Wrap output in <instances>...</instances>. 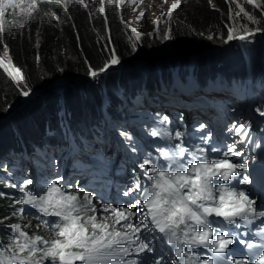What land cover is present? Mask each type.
Segmentation results:
<instances>
[{"label":"snow or ice","instance_id":"obj_1","mask_svg":"<svg viewBox=\"0 0 264 264\" xmlns=\"http://www.w3.org/2000/svg\"><path fill=\"white\" fill-rule=\"evenodd\" d=\"M46 2L62 5L67 14L69 0ZM126 2L127 0H119L116 4L118 12L121 4ZM164 2L167 3V0ZM182 2L187 0H173L167 12H161L159 17L151 21L154 28L147 34L134 27L130 28L131 21L125 22L121 16L120 23L125 33H131L127 38L133 51L144 35L160 36L164 41L172 39L173 13L180 9ZM22 3L24 0H0V44L4 45L0 69L19 95L28 97L33 94L28 77L13 62L3 35L7 8H19L20 15L25 18L32 17L38 9V0H28L23 8ZM112 3L113 0H108L109 6ZM225 3L230 7L228 22L224 25L227 29L224 43L246 40L249 36L264 31L259 27L264 19H258L253 12L247 10L245 0H225ZM103 4L104 0H101L99 12L104 15L108 36L101 55H108L104 57L103 65L98 70L85 60L88 65L87 73L92 78H98L109 68L120 64L112 46L113 38ZM246 4L260 9L261 17H264V3L261 0H246ZM231 5H235V8ZM84 7L87 8L88 5L85 4ZM144 15V11H140L136 19L140 20ZM91 19L90 13L89 20ZM244 20L247 23L242 22ZM162 24L166 25L163 30L160 27ZM17 25L24 28L25 22L13 21V26ZM252 25L256 27H251ZM213 38L212 35L207 36L208 40ZM79 40L78 36L77 41ZM35 47L39 48L38 40ZM40 59L37 53V64ZM261 114L264 115V110ZM163 121L166 124L167 117ZM227 131L240 138V145L249 136L243 124H234ZM165 132L168 133L166 139L183 140V133L177 130L173 134L166 128L154 129L152 135L163 136ZM121 134L128 135L126 132ZM199 140L200 143L193 144L192 147L183 142L167 143L160 147L158 160L145 158L139 167L146 183L142 185L136 180L135 189L129 188L125 192V195L130 196L138 191L136 199L125 208L105 206L103 211L109 215L99 219L96 216L98 209L92 206L93 198L89 193L84 192L81 196L79 190L69 192L60 186L59 180L46 182L36 193L28 187L32 184L30 179L23 182L22 186L14 185L22 194L16 203L28 206L18 209L19 215L32 218L35 213L28 209H34L40 214L37 219L41 223L33 227H43L49 236L56 238L29 235L20 223H12L9 225L8 242H0V264H45V261H50L51 264H76L77 261L80 264H161V259L156 256H144L145 253L154 252L152 241L155 237L148 233L149 229L158 232L161 242L169 246L170 254L174 256L170 264H264V206L257 207L256 202L245 191L236 187L237 184L252 183L250 175H241L238 170L249 169V161L254 157H245L236 141L205 148L204 145L209 142L208 137L201 135ZM233 156H240L241 161L233 162ZM13 214H16V210ZM46 217L55 219H43ZM128 257L136 258L127 259Z\"/></svg>","mask_w":264,"mask_h":264},{"label":"trees","instance_id":"obj_2","mask_svg":"<svg viewBox=\"0 0 264 264\" xmlns=\"http://www.w3.org/2000/svg\"><path fill=\"white\" fill-rule=\"evenodd\" d=\"M24 1L28 2V0ZM261 2L264 3V0H261ZM70 4L71 2L69 1L67 14L64 13L62 15L61 12L57 11V5H51L46 0H38V9L35 13L36 15L40 14L41 17L35 20L34 23L26 22L23 30L18 25L13 26V21H20L16 11L14 12L13 8L10 7L6 10L4 19L6 24H9V27L7 29L5 25L4 43L7 44L15 65L21 67L27 75L28 84L32 90L37 92L48 91L54 84H58L55 83L58 79H63L62 81L67 82H74L80 79L90 80L92 77L87 73L88 65L85 64V60L89 61L93 68L98 70L103 65L104 57L108 55L107 53L101 55V49L105 45L108 36L105 26L102 32L98 28L97 30L93 29L80 7L70 6ZM184 8L182 16L185 18L174 21L171 24V49L196 53L207 51L211 54L215 53L216 49H222L227 45V43H224L225 35L220 33L213 35L211 33L214 31L213 22H217L219 19L217 10L210 5L208 0H194ZM52 11L59 13V19L61 20V25L56 29L53 27L52 19H49L52 16ZM201 18H204L206 22L209 21L202 26L203 31L208 30L204 35H200L202 31L195 29H198L199 26L195 24L200 23L202 21ZM108 24L113 38L112 46L115 48L118 58L124 64H130L135 57L134 55L143 58H155L165 52V45L159 39L149 35H144L137 49L133 51L131 43L120 30L119 24L117 23L116 25L115 22L113 24L111 19H108ZM208 35H212L214 38L208 40ZM78 36L80 37L79 42L77 41ZM37 40L39 41V48L35 47ZM37 53L41 58L39 64L35 61ZM233 55L224 56V59L218 64L211 63L201 67L197 66L196 76L198 75L202 79L212 73L223 72L227 76H232L242 82L245 70L236 72L229 68L228 63ZM239 56L240 54H236V57ZM192 65L196 66V64ZM162 72L167 74V70ZM155 80L156 77L153 75H144L136 78L134 76L120 82L119 92H116L114 86V89L111 86L108 87L103 97L102 95L99 96L94 90V102L89 99L90 93L88 98L85 93L75 94L68 89L63 93H58L59 95L52 94V92L48 93L41 98L37 107L30 113L32 114V123L39 125V128L33 129L30 125L29 130L26 131L23 127L25 122L12 125L11 128L8 127L5 130V132H8L7 138L4 141L2 139L0 144L4 145L5 150L9 149V146L14 145L18 148L20 145L24 146L25 144L33 146L39 145L42 141L49 142L55 138V132L63 133L64 135H76V138L81 134L89 135V133H94L98 125L101 124V118L105 115L113 117L114 114H119L117 107L122 100H127V96L130 94L129 91H132L134 86L151 85V81L155 82ZM117 84H119V79ZM9 85L6 84L5 78L0 71V118L7 117L8 112L12 109L11 107H15L13 105L19 101L18 98L15 99L17 94L11 87H8ZM253 86V96L257 97L259 89L264 87V82L262 80L257 81ZM131 96L129 95L128 98L130 99ZM245 96L242 95V97ZM164 98L169 97L164 95ZM170 99L165 100L169 102L171 101ZM34 116L36 118L40 117L38 119L39 122ZM31 120L28 121L31 122ZM1 125L0 128L3 127ZM5 127L2 128V133ZM6 175L3 174V168L0 167V193H3V195H0V242L4 243L8 242L9 225L12 223H20L22 229L28 232L29 235L36 234V231L39 230V228L38 230L33 229L30 222L26 219L28 216L21 217L19 215L18 209L25 208L24 205L16 203L18 197L22 194L16 191L18 188L14 187V185L17 184L9 183L1 178ZM69 189L75 192L71 187ZM14 210H16L15 215L13 214ZM25 225L28 227H23ZM42 229L37 234L47 239L56 238L49 236L45 229L43 236ZM45 264H51V262L45 261Z\"/></svg>","mask_w":264,"mask_h":264},{"label":"rangeland","instance_id":"obj_3","mask_svg":"<svg viewBox=\"0 0 264 264\" xmlns=\"http://www.w3.org/2000/svg\"><path fill=\"white\" fill-rule=\"evenodd\" d=\"M71 2V5H74L75 7H80L81 11L85 14L86 20L91 24V27L95 30H98L100 32H102L103 28H104V15L101 14L99 12V8L101 7V0H69ZM191 1L194 0H187V2H182L181 3V7L180 9H177L174 13H173V18L171 21V24L174 21H178V20H182L183 17L182 16V12L184 11V7L188 6ZM209 1V0H208ZM17 2H19V0H17ZM119 2V0H113V3L111 6H109L108 4V0H104V4L103 7L105 9V13L108 16V19H111V21L115 22V24L117 25V23L119 24V28L120 30L124 33L125 37L127 38L128 36L131 35L130 31L126 34L124 29H123V25L120 23V17H123V20L125 22L131 21L130 24V28H136L138 31L142 32V33H150L153 31L154 25L151 23L152 20L156 19L157 17L160 16L161 12H167V9L170 7L171 3L173 2V0H167V3L164 2V0H143V2L141 3V0H127L126 4H121L120 6V10L119 12L116 9V4ZM27 1H24V3L21 4V7H26L27 5ZM210 3V2H209ZM87 4L88 7L85 8L84 5ZM210 5L215 8L218 12V19L219 21H215L213 22L214 24V31L211 32L213 35L215 34H223L225 36H227V29L224 27L225 23L228 22V9L230 7L229 4L225 3V0H211ZM245 6L246 9L253 12L258 19H264V17H261L260 14V9H254L252 8L251 5H247L246 4V0H245ZM231 7L235 8V5H231ZM11 8V7H10ZM59 11L61 12V14H64V10H63V6L62 5H57L56 7ZM8 9V8H7ZM135 9V11H134ZM14 12L16 11L17 13V17H20L19 20L20 21H24L26 22H31L34 23L35 20H38L41 15L37 14L34 12V14L32 15V17L30 18H25L23 16L20 15V9L16 8L13 9ZM68 10V9H67ZM140 11H144L145 15L143 18H141L140 20H137V16L139 15ZM236 11H238V9H236ZM90 13L92 14V19L91 21L89 20V15ZM14 14V13H13ZM57 14V15H56ZM57 17L59 18V13H56L55 11H52V16L49 19H52V24L53 27L56 29L61 25V20L57 19ZM167 19V18H165ZM201 22L197 23L195 25H198V29L195 28L198 31H202L200 33H205L208 30H204L202 29V26H204L207 22L209 21H205L204 18H201ZM244 23H247L246 20L242 21ZM94 23V24H92ZM38 25V24H37ZM191 26V24H189ZM9 24H6V28L8 29ZM161 29L163 30L166 25L162 24ZM251 27H256L255 25H252ZM259 27H261L263 29L264 27V23H262ZM5 28V29H6ZM37 29L38 26H36ZM23 30V28L21 29ZM98 34V33H97ZM101 34V33H99ZM150 36V35H149ZM152 37L159 39L160 42L165 45V49L164 51L169 48H171V41L167 40L164 41L160 36H156V35H152ZM128 39V38H127ZM134 39V38H133ZM264 31H260L257 32L255 35L253 36H249L246 40H233L227 43V45L222 48V49H216L215 53H211V54H204L203 56L200 57V59L197 58H193V60L190 61H186V62H179L176 64H170L164 67H160V68H155L152 70H148V69H142V68H133V69H128L126 68L127 64H124L122 61H120V64L115 65L111 68H109L105 73H102L98 78H92L90 80L88 79H81V83L79 85H70L69 83H74L71 81H62L63 79H58L57 82L60 85H57L56 87L53 88V90L49 91L50 93L52 92V94H58V93H63L65 90L67 91V89L69 91H72L75 94H80V93H85V95L89 96V99H91L94 102V98H93V91L95 90L96 93L100 96L105 92V90L108 87H115L116 92H119V89L121 87V83L125 80H128V78L130 79L131 77H139V76H144V75H153L154 77L157 76L158 72L160 71V69H165V68H174V67H178V66H183V65H190V64H196V67L198 66H202V65H206V64H218L221 62L222 59H224V56L226 55H230V54H234L232 56V58L229 60V68L230 70L236 71V72H242L243 69L245 70V74L247 76H253L254 72L257 73L261 70H264ZM3 51H4V45L0 44V57L3 56ZM167 52V51H166ZM236 54H240L239 57H236ZM11 57L12 54L10 53ZM135 57L131 60L130 63H132V61L140 58L139 56L134 55ZM13 60V58H12ZM201 61V62H200ZM14 62V61H13ZM242 68V69H241ZM184 71H189L186 68L183 69ZM1 71V75L4 76L5 78V82L6 84H10L8 87H11L14 92H16V98L15 99H19L20 104L23 105V108L18 109L17 111H14L13 108L8 112V119H6L4 121V123L1 126H6L4 129V134L2 133L3 131V127L0 128V141H4L7 138V131L5 132V130L9 127L11 128L12 125H17V124H21L22 122H25V126L24 129L26 131L29 130L30 125L32 126L33 129L35 128H39V125L32 123L33 120L32 119V110L34 108L37 107V105L39 104L41 97H39V94L42 95L41 92H37L36 90H33V94H31L28 97H24L19 95L18 91L15 89V87L13 85H11L9 78L6 77V74L3 73V70L0 69ZM224 71V70H222ZM225 74V73H222ZM119 79V84H117V80ZM70 85V86H68ZM102 86H106L103 87ZM99 88V89H98ZM172 88L174 90L180 91V86L177 83V81H173L172 82ZM101 89V90H100ZM161 91L163 92V94L167 95V93L164 92V90L161 88ZM171 94V93H170ZM59 95V94H58ZM172 95V94H171ZM15 97V96H13ZM19 101L15 102V104L13 106H17L20 105L18 104ZM193 106H197V107H205L204 103L200 102V101H194L192 103ZM22 107V106H21ZM34 118H36V116H34ZM33 118V119H34ZM40 118V117H39ZM38 117L36 118L37 120L39 119ZM28 120H31V122H29ZM28 121V122H27ZM39 122V120H38ZM129 122V121H128ZM142 128V127H140ZM6 133V134H5ZM188 147H192V145H189ZM4 150V145L0 144V155L3 154ZM1 165V164H0ZM1 167V166H0ZM12 177H11V182L12 181ZM9 182V183H11ZM15 183V182H14ZM17 185H22L18 184L17 182L15 183ZM238 190H242L245 191L247 194V191L245 190V188H240ZM16 191L18 192L19 190L16 189ZM75 193V192H72ZM82 196V193L79 192ZM92 206H94L95 208H97V212H96V216L99 218L104 217L106 215H109L108 213H105L103 211L105 206H110L107 203L102 202L100 199H95L94 197H92ZM28 206H25V208H27ZM112 207V206H111ZM118 208V207H116ZM119 209V208H118ZM29 212L32 211V209H28ZM27 221L30 222V224L32 225H36L38 223H41V221L39 219H37L36 217H32L26 218ZM119 227V226H118ZM43 228V227H42ZM42 228H36L33 227V229H37L38 231H41ZM38 231H36V234L39 233ZM44 233V228L42 229V234ZM44 236V234H43ZM49 237V236H48ZM150 256V253H145L144 256ZM136 257H129L127 259H135Z\"/></svg>","mask_w":264,"mask_h":264},{"label":"water","instance_id":"obj_4","mask_svg":"<svg viewBox=\"0 0 264 264\" xmlns=\"http://www.w3.org/2000/svg\"><path fill=\"white\" fill-rule=\"evenodd\" d=\"M167 51V52H166ZM206 54H209V52H203V53H196L193 51H188V52H184L182 50H174L169 48L168 50L166 49L164 53H162L161 55L155 57V58H143L140 57L134 61H132V63L127 64L126 68L128 69H133V68H142V69H148V70H152L155 68H160V67H164L170 64H176L179 62H186V61H190L193 60V58H197L200 59L201 56ZM201 62V61H200ZM81 79L80 80H76L74 81V83H69L70 85H79L81 83ZM57 85L60 84H54V86L52 88H50L48 91H41L42 95L39 94V97L41 96H45L48 93H50L49 91L53 90L54 87H56ZM68 85V86H70ZM20 104V102L18 103ZM22 106V107H21ZM23 108V105H17L13 108L14 111H17L18 109ZM9 116V115H8ZM8 116L5 118H0V124H3L4 121L6 119H8Z\"/></svg>","mask_w":264,"mask_h":264},{"label":"bare ground","instance_id":"obj_5","mask_svg":"<svg viewBox=\"0 0 264 264\" xmlns=\"http://www.w3.org/2000/svg\"><path fill=\"white\" fill-rule=\"evenodd\" d=\"M147 256H149V255H147Z\"/></svg>","mask_w":264,"mask_h":264}]
</instances>
